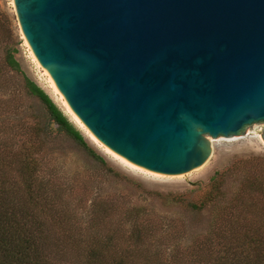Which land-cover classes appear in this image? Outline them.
Returning a JSON list of instances; mask_svg holds the SVG:
<instances>
[{
	"label": "water",
	"instance_id": "95a60500",
	"mask_svg": "<svg viewBox=\"0 0 264 264\" xmlns=\"http://www.w3.org/2000/svg\"><path fill=\"white\" fill-rule=\"evenodd\" d=\"M19 30L83 125L129 162L201 166L260 128L264 0H12Z\"/></svg>",
	"mask_w": 264,
	"mask_h": 264
},
{
	"label": "trees",
	"instance_id": "16d2710c",
	"mask_svg": "<svg viewBox=\"0 0 264 264\" xmlns=\"http://www.w3.org/2000/svg\"><path fill=\"white\" fill-rule=\"evenodd\" d=\"M16 52L9 17L0 9V264H167L166 257L158 260V252L114 246L119 242L115 234L94 232L92 227L107 212L105 205L94 202L85 227L72 220L69 199L74 197L75 185L63 182L57 167L40 155L45 134L42 121L20 115L8 77L20 74L19 88L42 102L57 129L83 146L108 173L116 172L49 95L26 76ZM219 189L220 184L212 186L201 207L214 201ZM243 191L237 204L212 221L208 235L192 243L195 263L264 264V171ZM135 228L131 235L140 239L144 227Z\"/></svg>",
	"mask_w": 264,
	"mask_h": 264
},
{
	"label": "rangeland",
	"instance_id": "374dc122",
	"mask_svg": "<svg viewBox=\"0 0 264 264\" xmlns=\"http://www.w3.org/2000/svg\"><path fill=\"white\" fill-rule=\"evenodd\" d=\"M0 9L9 17L17 48L15 56L26 76L49 95L82 133L86 143L116 172L108 173L106 167L83 146L57 129L42 102L19 88L22 83L20 74L8 77L10 88L14 90L21 107L20 115L36 116L42 121L45 134H42L44 143L40 155L57 167L63 182L75 185L74 197L69 199V208L74 210L72 220L85 227L91 221L92 209L105 205L107 212L98 218L92 229L100 234H115L119 242L114 246L143 247L158 252V260H165L166 257L169 260L167 264H198L194 262L196 254L191 249L192 243L196 238L208 235L214 225L212 221L237 204L238 197L253 177L260 176L264 171V142L260 138V128L252 125L246 128L244 135L213 139L208 159L186 173L162 174L133 164L99 140H94L73 120L59 94L54 91L45 69L22 36L12 0H0ZM104 147L135 167L124 163ZM215 184H220L217 197L201 207ZM94 202L97 205L94 206ZM138 224L144 227L140 239L131 235ZM125 237L130 238V243L123 242Z\"/></svg>",
	"mask_w": 264,
	"mask_h": 264
},
{
	"label": "bare ground",
	"instance_id": "6f19581e",
	"mask_svg": "<svg viewBox=\"0 0 264 264\" xmlns=\"http://www.w3.org/2000/svg\"><path fill=\"white\" fill-rule=\"evenodd\" d=\"M44 72H45V74L47 75L49 81L51 82L52 87L54 88V91L57 92V93L59 94V97L61 98V100H62V102H63L65 108H66L67 111L69 112V114L72 116L73 120H74L79 126H81L82 128H84L85 131H87V133H88V134H89L94 140H96L97 138L94 137V135L91 134V133L88 131V129L83 125V123L80 121V119L74 114V112H73V111L71 110V108L68 106L67 102H65V100L63 99L62 95L58 92L57 87L54 85L53 80H52L51 77L48 75V73H47L45 70H44ZM97 140H98V139H97ZM212 142H213V139H212ZM104 148H105V147H104ZM105 150H106V151H109V153H112V152H110V150L107 149V148H105ZM112 154H113V153H112ZM113 155L116 156L117 158H119V159H120L121 161H123L124 163H126V164H128V165H130V166H132V167H135V166L132 165L131 163L127 162L125 159H123V158H121V157H118V156L115 155V154H113ZM136 168H137V167H136ZM138 169H140V168H138ZM140 170H142V169H140ZM146 172H147V171H146ZM148 173H150V172H148ZM151 174H154V173H151ZM171 178H172V177H171Z\"/></svg>",
	"mask_w": 264,
	"mask_h": 264
}]
</instances>
